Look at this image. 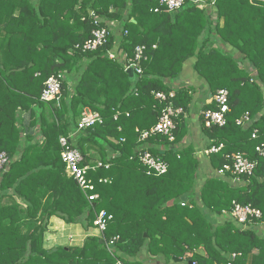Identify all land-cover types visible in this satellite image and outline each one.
<instances>
[{"label":"trees","instance_id":"1","mask_svg":"<svg viewBox=\"0 0 264 264\" xmlns=\"http://www.w3.org/2000/svg\"><path fill=\"white\" fill-rule=\"evenodd\" d=\"M159 7V0H0V152L11 159L0 173V264H143L138 256L144 250L161 264L188 252L195 264H264V155L257 150L264 148V0H215L216 24L191 0L177 12ZM91 13L101 25L118 22L120 32L83 50L76 45L97 26ZM141 44L146 54L133 82L126 63ZM111 51L123 55L111 58ZM192 58L212 92L229 91L225 125L206 127L201 114L208 147L224 145L208 154L211 167L222 169L235 152L256 162L254 173L237 182L231 172L198 181L197 149L181 145L189 132L190 89H177L165 101L155 97L172 91L165 78H177ZM59 72V98L41 99L46 80ZM169 104L184 109L175 119V141L160 133L147 140L168 166L160 173L141 160L140 137ZM85 107L103 121L80 130ZM25 111L32 116L28 130ZM246 112L252 123L238 124ZM71 134L82 164L95 166L88 177L96 200L67 173L60 137ZM233 201L259 208L262 224L243 228L224 212ZM102 210L113 217L100 231L95 220ZM53 217L81 225L88 236L47 246Z\"/></svg>","mask_w":264,"mask_h":264},{"label":"built area","instance_id":"2","mask_svg":"<svg viewBox=\"0 0 264 264\" xmlns=\"http://www.w3.org/2000/svg\"><path fill=\"white\" fill-rule=\"evenodd\" d=\"M201 8L211 9L215 5V0H191ZM160 6L156 11H160L162 7L169 12L179 11L186 3V0H159ZM95 17L96 28L92 31V36L87 39L83 44H77V48H82L83 50H95L99 46L106 43L108 36L117 28V22L107 23L101 25L100 19L92 13ZM146 46L141 44L135 49V54L128 63H126V70L133 67L137 73H142L141 61L145 58ZM111 58L116 57V53L111 51L109 53ZM64 80V75L62 73H55L51 75L45 82V87L41 94V99L49 100L51 98H59L62 91V81ZM175 91H170L169 94L165 92H156L155 97L160 101L168 100V98L175 97ZM214 101L216 103V108H211L204 110L202 112L204 123L206 127H212L214 125L223 126L227 123V114L230 112L231 108L229 105V91L225 88L218 89L214 95ZM184 113L182 107H175L169 104L162 112L158 122L150 129L144 130L141 133L140 140L146 142L148 138L152 135L160 133L168 136L170 141H175L176 121L175 119ZM252 116L249 112H246L241 118L238 119V124L247 125L252 123ZM103 118L98 112H94L90 109H84L78 121V128L85 129L91 127L97 122H102ZM78 129V130H79ZM76 134H71L69 136L62 135L60 137V143L63 147L61 156L66 164V170L69 176H72L78 183V185L85 192L91 191L88 197L91 201L99 198V194L94 192L95 185L92 179L88 177V172L90 169H94L95 166L90 164H82L84 162V155L82 152L74 145V136ZM257 129H255L253 136L256 137ZM223 143L220 145H213L207 148L206 153H216L223 148ZM257 150L264 155L263 146H258ZM139 155L141 160L148 166L153 167L156 171L164 173L167 171V164L160 158L152 154V152L147 148H140ZM11 159L9 155L2 151L0 152V173L8 169ZM102 161H98L97 166H103ZM105 166H109L106 164ZM256 168V162L248 158V156L243 152H235L231 155V161L224 165V167L218 170L219 175H225L226 172H231L234 178L240 179L241 175H252ZM100 181H106V179H100ZM233 216L243 228L249 227L250 224L257 223L262 218V211L259 208L252 206L251 204H241L240 202L233 201V208L231 211H224ZM112 214H108L105 210H102L95 220V225L100 231H103L107 227V222L112 219ZM255 220V221H253ZM119 238L114 237L109 244L114 246V242ZM108 244V246H110ZM117 264H123L120 261ZM195 264V262H194Z\"/></svg>","mask_w":264,"mask_h":264},{"label":"crops","instance_id":"3","mask_svg":"<svg viewBox=\"0 0 264 264\" xmlns=\"http://www.w3.org/2000/svg\"><path fill=\"white\" fill-rule=\"evenodd\" d=\"M202 9H204V8H202ZM207 10L209 11L211 16L213 17L214 23L216 24V22H217L216 17H218L217 11L214 10V7L211 9H207ZM91 15H92V13H91ZM118 25L119 24L117 22V27H118ZM114 32L116 34H118L120 32V26H119V29L116 28V31H114ZM116 44H117L116 45V49H117V48H119V44H120L119 41L116 42ZM224 46L227 50L231 49V47L229 45H224ZM115 53L117 56L123 55V51H120L119 53H117V52H115ZM194 63H195L194 58L186 61L181 74L175 79L165 78V82L172 89V91H176L177 89H180V88H189L191 94L194 96L193 102L189 108L188 113L186 114V118H187L188 123H189V126H188L189 132L186 135V137L183 139V142L181 145L187 146L189 144H193L196 147V149H197L196 154L201 161L200 168H199V174H198V181L202 182V180H203L202 178H203L204 174H207V177H210L212 175H215V176L219 175L218 170H213V168L211 167L209 156L206 153V150H207V148H209L208 146H209V144H211V141H210V139H208V137H206V135L203 131V128H202L203 125H202V119H201V114L204 110L203 107L206 106L207 104H211L214 102V95L217 91L212 92L210 90L209 85L206 84L205 79L202 76H200L196 72V70L194 69V67H193ZM73 75L74 74H71L69 79H67L70 92H73V87L76 83V76H73ZM84 109H90V108L85 107ZM31 118H32V116H31L30 112H28V111L23 112L21 119H22V122H23L26 130H28V128L30 126ZM18 125H19V123H18ZM22 136H23V138L26 137L25 132L22 133ZM151 147H153L152 143L146 141L144 143H141V145L139 146V149L140 148L150 149ZM230 180L237 182V180H239V179L232 177ZM5 201H7V200H5ZM58 221L62 222V224L65 228L64 230L65 231L67 230L69 233L68 239L66 240V242L69 240V237L71 239V236H73V240L75 239L74 238L75 236L72 235L70 232H79L80 234L84 235L85 237H87L89 234L88 232L83 233L82 232L83 227L79 224L67 223L58 217L52 218V222L57 223ZM52 227H55V226H52ZM62 236H63V234H62ZM77 241H84V238L80 237L77 239ZM74 242H76V239ZM66 244H71V243L69 242ZM198 251L203 252V249H199ZM255 252H258V251L255 250ZM192 255L193 254L191 252H188L186 257H191ZM175 257H173V261H170L167 264H189V262H190V260H187L186 257L185 258L177 257V258H180V260L179 259L175 260L174 259ZM138 258L141 260V262L143 264H161V261L158 258L147 253L145 250L139 254Z\"/></svg>","mask_w":264,"mask_h":264},{"label":"rangeland","instance_id":"4","mask_svg":"<svg viewBox=\"0 0 264 264\" xmlns=\"http://www.w3.org/2000/svg\"><path fill=\"white\" fill-rule=\"evenodd\" d=\"M95 152H96L95 154H97L98 151L95 150ZM8 202H10V201L9 200H7V201L3 200L2 201V203H8ZM30 224L31 223L29 221H27V226H30ZM52 224L55 227H51L46 234V240L48 242L47 246H52L53 244H57V243H60V244L65 243L66 240L68 239L69 233L67 230L66 231L64 230L65 228H64L62 222L61 221H58L57 223L52 222ZM82 232L83 233L86 232L84 230V228L82 229ZM90 232L96 234L97 230L96 229H93V230L90 229ZM70 233L75 236L74 238L76 239V242H74L75 239L73 240V236H71V239L73 241L69 237V240L66 243L70 242L71 244H78L79 242H81V243L83 242V241H77V239L80 237L85 238L84 235L80 234L79 232H70ZM62 234H63V236H62Z\"/></svg>","mask_w":264,"mask_h":264},{"label":"water","instance_id":"5","mask_svg":"<svg viewBox=\"0 0 264 264\" xmlns=\"http://www.w3.org/2000/svg\"><path fill=\"white\" fill-rule=\"evenodd\" d=\"M126 71L129 74V77H130L131 81L135 82L136 81V72H135L134 68L133 67H130ZM186 200H187V195L184 194L182 196V201H186ZM174 259L175 260L176 259H179L180 260V258H177V257H175ZM189 264H194V262L190 261Z\"/></svg>","mask_w":264,"mask_h":264}]
</instances>
